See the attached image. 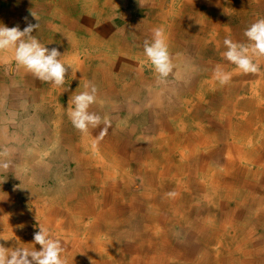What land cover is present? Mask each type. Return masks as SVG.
<instances>
[{
    "label": "bare ground",
    "instance_id": "1",
    "mask_svg": "<svg viewBox=\"0 0 264 264\" xmlns=\"http://www.w3.org/2000/svg\"><path fill=\"white\" fill-rule=\"evenodd\" d=\"M37 1L39 0H34V2ZM47 1V7L54 3L61 6L60 0ZM71 1L68 5L69 9H73V6H76L77 10V3H79V10L83 9L96 13V16L94 15L95 18H91L86 12V15L81 12L77 14L76 21L73 18L72 23H69L70 26H74L75 30L83 33V37L87 34L86 38L81 37L77 41H68V47H66L62 44V41H59L60 37L50 30L48 27L49 21L45 19L36 20L35 23L38 22L39 27L32 33L40 41L42 39V30H47L46 35L49 37H44L45 46L49 49L55 47L60 51L62 54L61 60L71 65L68 67V73L73 77L74 81L82 78L83 73H86V81L85 79H79L81 81L80 86L75 90L76 92L70 93V97L73 98L88 90L85 87L86 85H95L96 102L90 107L89 111L101 117L99 126L95 128L90 126L87 132H81L75 129L72 123H64L61 116L62 112L65 113L63 111L64 108L53 101V99H56L60 88L55 93H53L55 89H50L47 92L41 89L42 108L51 110L50 114L45 111L43 115L52 119L54 127L58 124V130L67 131L69 127H73L76 131L73 135L76 136L77 142H73L72 137L67 136V138L65 135L57 134L56 129L53 132V137L55 136V139H57V136L58 138L59 136L61 137V143L64 148L70 151L67 152L66 157L69 160L74 158L77 164L75 163L76 165L71 168V173H73L70 177L71 180H68L67 176L64 175L60 182L61 184L59 183L64 189V195L60 199L56 200L54 197L48 198V201L42 199L40 207L34 203L32 208L35 213L43 214V220L39 223L40 227L44 228L49 227L51 224H58L57 221H53L49 212L53 211L55 216L61 217L70 214L74 220H70L67 216L65 217L67 221L62 226L67 225L68 231L76 234L79 227L83 226L82 219L77 214L92 216L91 221L88 222L87 232L89 235L87 240H84L85 242L81 244L86 246L82 253L83 256L78 254L77 251L73 252L72 248L68 246L66 238H63V240L59 239L62 242L64 251L70 253L62 256L66 260V264H81L84 257H89L92 254L97 255L96 258L98 259L95 260L98 261H94L91 264H120L121 259H118L119 257H122L123 260L121 264H209L208 261L214 258L212 257L211 259L210 257L212 254H215L213 264H264V235L257 238L253 232L254 227L264 225V156L260 151L261 149L257 148V145H254L253 140L248 136L251 129L249 126L253 125V120L256 121V115L253 112L250 114V112L243 111L244 108L249 109L254 100L257 101L258 105L261 104L259 94L263 93L264 88H262L263 91L260 90L259 94L256 95L254 91L256 81H251V86H249L250 89L248 90L252 96L250 99L246 98L239 100V102L235 101L236 96H234L230 110L223 106H216L222 102L227 105L230 102V91H240L243 87L240 83L241 80H239L240 74L232 73L230 71L232 68L228 72L231 76L230 82L226 85H221L215 76L218 67L223 71H225L224 68L227 66L229 68L228 64L230 62L224 57L226 51L223 48L219 51L221 44H224V40L226 38L231 39L230 36L227 37L225 35L229 32V28L226 33L221 32V28L224 27H220L219 21H213V25H203V28L207 31V37H204L201 35L204 33V29H197L196 27L193 29L194 26L188 25L193 30L190 32L191 34H186L187 31L179 32L182 25L178 26L175 24L178 19L170 20L169 22L172 24L167 29V39H169L170 43H167V46L170 47L169 53L173 65L172 72H170L171 77L181 78L180 64L184 68L186 66L183 65L186 61L185 57L181 56V53L177 54L176 47H182L184 50L185 48L193 50L195 43L192 44V42H199L200 53L202 52V47L212 46L214 58H220L221 60L201 62V66L196 67L194 72L192 70L187 72V70L186 73L184 70L183 72L188 77L190 76V83H185V81L179 79L175 87L170 86L168 89L167 82L159 79V74L154 71L150 61L146 65L138 62L137 59L140 53L137 52V48L144 50L145 41L151 43L154 39L156 28L148 27L147 22L152 20L151 17L147 19L138 17V21L146 22L142 24L143 27L134 28V34L137 35L136 39H128L123 33L120 32L121 34H119L118 29L114 32L109 25L108 18L113 15L115 0H102L100 4L97 0ZM64 2L65 0L62 2V6ZM242 3L244 4V2ZM56 4L50 7L52 11H58L55 7ZM246 5L244 4V6ZM253 5L255 6V4ZM107 7L109 11H107ZM12 8L10 3L8 6L9 10L7 9L8 13H10ZM178 9H181V6ZM25 17L27 20H25ZM53 17L62 20L63 23H67L65 16L57 17L54 15ZM121 17L127 19L128 15L122 14ZM163 18L161 16L157 18L158 21L160 20L155 25L158 29H162L165 25L163 24L165 21L161 22L165 20ZM226 18L229 21L228 17L224 19ZM19 19L21 24L18 26L23 30V26L29 23L31 18L23 15ZM208 19L211 18L205 16L202 21L207 22L209 21ZM4 20L1 23L5 26H17L10 17H8L6 23ZM239 20L242 23L241 16ZM249 21L251 22V20ZM52 23V29L61 30V25ZM82 23L85 24L84 28ZM172 26H176V28H170ZM244 30L245 28L243 27L233 28V32H243ZM192 35L194 36L190 37ZM187 37L188 39L194 38L196 41L183 42L182 38ZM55 41H58L57 44ZM211 42L213 44H210ZM189 44L191 45L188 46ZM141 49L140 51H142ZM13 53L15 55V52ZM141 53V56L146 57L145 52ZM124 55H127V57L122 60ZM177 55L179 56L175 57ZM197 59H191L195 62L194 66L199 64ZM120 62L123 65L119 66ZM258 62L264 64L263 60ZM134 63H137V65ZM147 67L148 71L151 70V73L146 74ZM203 71L208 78L203 77L202 80L195 83V73ZM25 73H27L26 82L38 88L36 84L40 79L36 78L21 65L16 66L17 79L14 82L19 80L21 74ZM112 74H117V77L122 78L120 79L118 90L115 91L112 90L115 89L113 84L116 83L111 77ZM247 76H245V79ZM258 80L257 88L264 87V81L260 78ZM157 84H160L167 91L164 94L160 93V88V90L152 91L153 89H150L151 86ZM169 91L173 98L170 97ZM211 95L213 96L207 99L208 105L205 107V98ZM12 96L15 98L14 95ZM164 96L165 98L162 100ZM174 100H176V104L173 103ZM234 103L235 105L242 104V109L233 108ZM205 109H208L211 114H203L202 112ZM66 110L71 111L70 108ZM175 112L177 114H174ZM142 113H144L145 117L138 121L141 125L139 126L137 120ZM237 113L242 116L241 127L234 121ZM52 114L54 115L52 116ZM200 115L202 120L204 118L209 119V116H211L213 132L206 131L209 127L204 124L200 125L195 120ZM168 118L169 123L167 121ZM186 118H189L192 123H186L184 121ZM120 120H123L127 128H118ZM170 120L173 121V124L170 123ZM131 121H135L136 124L133 126L135 122L130 123ZM25 122L27 123L28 121L25 120ZM113 122L114 124H112ZM262 128L261 126L260 129ZM136 130L141 133H153L158 130L167 131L158 133L155 140H148L157 146L152 151H150V148L146 149L148 152H144L145 155H141V152L145 149L143 148L144 144L138 145V139H131L130 137V133H134ZM222 136L223 144L227 146L225 157H223V148L221 146L218 147L221 144ZM53 137L50 135L45 141ZM193 144L196 146H193ZM163 146H165L164 150H167L166 152H162L163 149L160 147ZM210 146V150L205 154L204 149ZM262 146L264 150V141ZM198 147L204 148V151L200 154L198 153V150H200ZM189 148H192V150ZM80 150L86 155L81 153L78 155L77 152H80ZM159 151L161 156L166 158L177 156L173 161L168 159L167 165H163L161 170L157 171L158 177H155L157 162L153 158H156ZM96 153L98 154L96 155ZM13 155L16 154L9 155L11 159L18 160L17 164H21V167L31 168L32 171L37 170V167H40L43 163L41 160H32L34 155L32 153ZM15 160H8L6 163L8 167L9 165H14ZM132 160H144L143 164H145L146 169H144L142 164L136 166L139 180L142 183L141 187L145 186V190H148L149 188L146 185L151 183V185L156 184L157 190L153 188L149 189V192L144 191L140 192V194L129 191V185L134 182L129 175L130 172H125L126 174L123 171L118 173L120 172L118 170L130 164ZM2 164L3 162L0 161V169L8 170V168H3ZM218 165L223 167V172H219ZM81 171L86 174L93 173L98 177L99 189L96 193L90 194L86 184L81 185L74 181L80 180L78 173ZM165 173L170 174V176L166 178L164 175H159ZM12 174L28 186V195H30L28 197L30 198V203L33 202L32 196L35 197L38 191L32 184L37 182L38 178H26L21 168H17ZM117 181L122 183L120 189L123 191L120 192L121 194L115 191ZM90 182L95 183V180ZM106 182L107 188L104 187ZM58 188L60 189V187ZM260 190L263 191L262 195L255 196L254 193ZM169 193H175V195H169ZM12 195L9 190L0 193V212L4 211L5 206L9 204V199L12 198ZM197 196H201L204 204H201L198 200H193L195 197L198 198ZM55 201L60 204L57 207L58 209L66 208V210L62 213L59 210H54V208L46 210L49 208V204H56ZM151 201L155 203L154 208L151 207L153 204ZM17 209V213L25 219V215L22 213L23 209L19 207ZM7 213L8 211L4 213L5 219L0 232L13 235L12 242L16 246L22 242L21 247L29 250L36 248V246L41 247L39 244H34L33 236H31L32 231L27 227L22 229L25 234L24 237L18 230V222L12 220ZM135 213L137 215L141 214L143 219H138L139 216ZM131 215L132 217L136 215L138 218L132 222L129 219ZM240 219L241 223L237 224V220ZM174 223H178V234L172 232V224ZM229 228H232V231H228L230 230ZM180 234L184 238H188L189 241L178 238ZM59 237L62 238L63 236ZM125 240H129L128 242L131 245L124 247ZM0 243L8 245L7 242L2 240H0ZM211 244H217V247L209 250L201 248ZM32 245L36 246L32 248ZM118 247L121 250L125 248L124 252H131V255L127 256L124 252L119 254L117 252ZM75 250L78 249L76 248ZM124 257H128V260L126 261ZM108 258L110 260H106Z\"/></svg>",
    "mask_w": 264,
    "mask_h": 264
},
{
    "label": "rangeland",
    "instance_id": "2",
    "mask_svg": "<svg viewBox=\"0 0 264 264\" xmlns=\"http://www.w3.org/2000/svg\"><path fill=\"white\" fill-rule=\"evenodd\" d=\"M63 1H61V0L59 1L61 6L59 4L54 3V4H56L55 7L58 11H55V10L52 11L51 10L52 8H50V7H52V5H54V4H51V5H49V7H47V5H48V4H46V3H48L47 0H39L37 2H34V0H0V23L4 19H5L4 21L6 23V21L8 20V17H10V18H12V20L15 24L20 25L21 22H19V20H20L19 18L22 17L23 15H26L29 18H31L30 19L31 22L30 21L29 22L34 24L36 22V19H35V17H33V15H32V13H33L35 16L38 17L37 19H45L46 21H49L48 27L50 28V30L54 31V34H57L60 37L59 41H62L63 42L62 44H64L66 47H68V44H67L68 41L69 42H71V40L77 41L78 38L83 37L82 36L83 33H81L78 30H75L73 25L72 26L69 25V23H72L71 21L73 20V18L76 21L77 14H79L81 12H83L84 14L86 12L87 15H90L91 18H95L96 13L85 11L83 9L79 10V5H80L79 3H77V10H76V6H73V9L71 7H70L71 9H69L68 8L69 2L71 3L72 1L71 0H65V2L63 3V6H62ZM97 1L100 4V1H102V0H97ZM183 1L184 0H167V10H168L167 11V29L172 24L169 22L170 20H173V19L177 20L178 19L175 24L178 26L182 25V27L179 29V32H181V31L182 32L192 31L188 27L194 26L193 24H194V22H196L195 16L197 14L202 15L200 13L201 11L197 12V10H188L187 4L183 3ZM80 2H81V0H80ZM122 2H123V0H121V1L115 0L116 4H115V7L113 8L114 9L113 15H111V17L108 18L109 25L114 32L116 31V29H118L119 34L123 33V35L125 37H127L128 39H136L137 38L136 34H135L136 36L134 35V33L131 35L132 29H133L132 27L133 26L134 27L136 26V28H138V26L143 27L142 24L145 23L146 21L145 22H141V21L139 22L138 20L135 21V19L130 20L129 18H127L128 20H126V19L122 18L121 17L122 14L128 15V14H126L127 12L124 11L125 7L122 5L124 2L123 3ZM248 2L250 5L254 4L256 2L255 6H254L255 10H253V12H251V13H248V12L245 13L243 11H238L235 13H221L219 16L216 14V16H218L216 18L214 17V14H211V16L214 17V18L212 17L211 19L214 21H219L220 27H224V28H221L222 29L221 32L226 33V30H228V28H229V32L226 33L225 35H227V37L230 36L231 40H233V42L246 44V45L250 44L247 37L244 35L247 28H249L254 22L258 21L259 19H264V0H255V1L254 0H248ZM10 3H11L13 8L10 11V13H8V10H9L8 6L10 5ZM21 4H22V6H21ZM169 4H171L172 6ZM181 4H183V5H181ZM17 6H18V8H17ZM180 6H181V9H178V8H180ZM170 7L175 8V10H177V11H175V12L171 11ZM34 8L38 9V10H35ZM107 11H109L108 7H107ZM134 13H137V12H134ZM54 15L57 17L58 16H61V17L65 16L67 18V23H63L62 20L55 19L54 17L52 18V16H54ZM149 15L150 14L147 15L145 13H142V14H140V17L142 19H144V18L147 19L148 17H151L152 20L147 21L148 27H155V23H158L159 21L153 18L154 14H151L150 16ZM170 15H171V17H170ZM234 15H235V17H234ZM240 16L242 18V23L239 20ZM247 16H249L248 19L246 18ZM225 17H228L229 21L227 20V18L224 19ZM251 18H253V19H251ZM249 20H251V22ZM52 22L61 25L60 26L61 30L57 29L59 32L57 30H54V28L52 29V27H51V25L53 24ZM161 22L163 23L164 21H161ZM207 23H208V21H207ZM210 24H213V22ZM7 25H8V23H7ZM25 25L27 26V24H25ZM25 25L23 26V28L26 27ZM82 26L84 28L85 24H83ZM186 26H187V28H186ZM48 27H47V29L49 30ZM242 27L245 28V30L243 32H233V28H242ZM123 28H124V32L126 31L125 33L122 32ZM170 28H176V26H172ZM46 31H47L46 29H43L42 33H41L42 39L39 42L42 45H45L44 37H49L46 35L47 34ZM44 32H46V33H44ZM79 33H80V35H79ZM186 34H191V33L187 32ZM212 34H213V32H212ZM74 35H75V38H74ZM201 35L204 37H207L206 36L207 31L204 29V35L203 34H201ZM87 36H88L87 34L84 35L85 38ZM182 41L183 42H192V41H196V40L194 38L188 39V37H187V38H182ZM57 42L58 41H55L56 44H57ZM167 43L168 44L170 43L169 39H167ZM193 43H195V47H193V50H190V49L188 50L186 48L184 50L182 47H178V48L176 47L175 48L176 52H178L177 54L181 53L180 55L185 57V59L187 61V62L185 61L183 63V65H186L185 68L182 67V64H180L181 69L179 71H181V73H180L181 78H176V76L171 77V73H169V75L165 78H162L159 76L160 77L159 79L161 81L163 80V81L167 82V88L168 89L170 86L175 87L176 83H178L179 79H182L183 81H185V83H190V76L188 77V75H186L183 72L184 70H185V72L187 70H188L187 72H190L191 70H192V72H194V71H196V70H194L196 67L201 66V62L205 63L206 61L215 62V61L221 60L220 58H218V59L214 58L215 56H213L212 49H211L212 46H207L205 48H203L201 46L202 52L200 53L199 48H198L200 43L199 42H192V44ZM210 44H213V43L211 42ZM190 45L191 44H189L188 46H190ZM85 48L87 49L86 45H85ZM213 48H214V46H213ZM222 48L225 51H227V48L224 44H221L219 51ZM137 49H138L137 52L138 53L140 52L138 54L139 57L137 58L138 62H141L143 64L148 65V61H149L148 58L141 56V54H142L141 52H144V50L141 48L140 49L142 51H140L139 48H137ZM169 49H170V47L168 46V50ZM5 52H6V54H5ZM13 52H14L13 49L7 50L4 52H0V161H2L3 164H6L8 160L9 161L15 160V159H11V157L9 155H12V154L26 155L28 153H32V154H34L32 160L33 159L41 160V161H43V163L40 167H37V170L32 171L31 168L28 169V167H26V166L21 167L22 166L21 164H17L18 160H15V163H13L14 165H9L8 170L4 171V170L0 169V183H1L0 184V193H2V191H5V190L8 191L9 190V191H11V193L14 196L16 195V197H17L16 198L12 195V198L9 199V204H7L5 206L4 211L0 212V231H2L1 228L3 226L4 219H5L4 213L8 211L7 215H9L12 220L18 222V225H17L18 230L25 237V234L22 232V229H24L26 227L29 228L32 231L31 236H33L34 232H36L38 230L40 223L43 220L42 219L43 214L35 213L33 208H32V205L35 203L38 207H40V204L42 203V199L48 201V198H51V197L56 198V200L60 199L64 195L63 194L64 189L61 187V185H59V183L61 182L64 175L67 176L68 180H71L70 177L72 176L71 174H73V173H71L72 172L71 168H73L77 164V162L75 161V159L73 157H72L73 158L72 160L71 159L69 160L66 157V155H67L66 149L61 148V146H63V144L60 145V143H59V138H60V142H61L60 136H59V138L57 136V139H54V140H53V138L50 139L49 140L50 142H48V144H44L42 142V141H45L46 137H49L50 135H52V137H53V135H54L53 132H55V129H56L57 134L60 133V135L72 137L73 142H77L78 140H77V138H75L76 136L73 135L76 132L73 129V127H69V129L67 131L63 132L62 130H58V127H57L58 124L54 127L52 119L49 116L43 115L45 111L48 114H50L51 110L50 109L48 110L46 108H42L43 102L41 101V95H42L41 89L44 92H47L50 89H52V90L55 89L53 92V93H55L60 88L59 89L60 91L58 92L56 99H53V101L57 105L64 108L63 111H65L66 114L61 111L62 112L61 116L63 117L64 123L65 122L72 123L71 119L68 115V113L70 111L66 110L68 108H70V110H72L74 108L73 100H72V97H70V93L76 92L75 90L78 89V87L80 86V82H81V81H79V79L84 80L87 75H85L86 73H83L84 77L81 76L82 78L76 79L74 81L73 77H71L70 74L67 72L66 77H65V83L61 86H57L53 83L44 82V81L39 80V82L36 84V85H38V88H37L34 85L29 84V82H26L27 73L21 74V76L19 77V80L14 82V80L17 79V77H16V66L18 64L15 61V58H14L15 55ZM178 56L179 55H177L175 57H178ZM125 57H127V55H124L122 57V60H125ZM134 58H136V57H134ZM195 58H198L197 60H198L199 64L197 66H194L195 62L193 60H191V59H195ZM212 59H214V60H212ZM255 59H256V62L259 63V65H260V72H258L256 74H251V75L242 73L232 63L228 64L229 68L227 66L225 68V71L228 73L229 69L232 68L230 70L232 73L238 74L241 72V74H240L241 77H239V80H241L244 85L239 92H237L236 90L230 91V93H231L230 102L227 105H225L222 102V103L217 104L216 106H219V107L223 106V107L230 110L232 107V100L234 99V96H236L237 101L243 100L246 98L250 99L252 96L248 90L250 89L249 86H251V84H250L251 81L252 82L256 81V84L254 85V91H255L256 95L259 94L258 92L260 90L263 91L262 88H264V87L257 88V82L259 81L258 80L259 76H261L260 78L262 79V81L264 80V64L261 62H258L259 60L264 61V57H257ZM140 60H142V61H140ZM84 64H86V63H84ZM134 64L137 65V63H134ZM120 65H123V64L121 63V64H119V66ZM126 65H128V64H126ZM145 72H146V74H148V73H151V70L148 71V67H147V70ZM204 73H205L204 71L199 72V73H195V83L199 80H202L203 77L208 78V76ZM245 76H247L248 80H247V78L245 79ZM111 77L116 82L115 84H113L115 89H112V90H114V91L118 90V88L120 86V82H121L120 79H122V78L118 76L119 77V79H118L117 74L116 75L112 74ZM85 81H86V79H85ZM117 84H119V85H117ZM150 89L151 90L153 89L152 91L160 90L161 94H164L167 91V89H164L163 87H161L160 84L152 85ZM168 93H169L170 97L173 98L171 92L169 91ZM12 95H14L15 98H13ZM28 95H29V97H28ZM185 95H189V94H185ZM212 96L213 95H211L209 97L206 96V98H205L206 103L204 104L205 107L208 105L207 99L211 98ZM219 97H220V95H219ZM259 97H260L261 104L258 105L257 101L254 100L251 108H249V109L244 108L243 111L250 112V114H251V112H253L256 115V121L253 120V122H254L253 125L249 126V128H251V129L249 130L248 136L251 137V139L254 142V145H257V148L261 149L260 151H261L262 155L264 156V150H263V146H262V142L264 141V91L262 94H259ZM33 98H35V99H33ZM164 98H165V96L163 97L162 100H164ZM254 98H255V96H254ZM97 100L100 102L99 99H97ZM95 102H96V98H95ZM95 102L91 106H93L95 104ZM67 103H68V105H67ZM173 103L176 104L177 103L176 100H174ZM38 105H40V106H38ZM241 106H242V104L239 103L237 106L238 109H242ZM233 108H234V106H233ZM210 109H211V105H210ZM37 110H38V112H37ZM207 111H208V113H207ZM202 113L203 114L205 113L208 115L211 114L208 109H205ZM174 114H177V112H175ZM53 115L54 114H52V116ZM144 117H145L144 113H142V115L138 117L137 123L139 126H141V125L138 121L143 119ZM210 117L211 116H209V119L204 118V120H202L201 115H200V116L196 117L195 120H197L198 123H200V125L204 124L207 127H209V129H207L206 131H212L213 125H212V120L210 119ZM25 120L28 122L26 123ZM168 120H169V118L167 119V121ZM184 121L188 124L192 123V121H190L189 118L184 119ZM234 121H236L237 125H240V127H241V123L243 121L242 116L239 113L235 114ZM134 122L135 121H131L130 123H134ZM118 123H120V124H118V128H127V126L124 125L123 120H120ZM168 123H169V121H168ZM170 123L173 124V121L170 120ZM225 123H227V122H225ZM112 124H114V122ZM135 124H136V122L133 124V126ZM254 126H256V127L254 128ZM261 126L263 127L262 129H260ZM163 131L165 133V131H167V130H158V131H154L153 133H146V132L141 133V132H139V130H136L134 133L133 132L130 133V137H131V139L132 138L138 139V141H139V142L137 141L138 145L144 144L143 148H145V149H143V152H141V155L142 154L145 155V153L148 152V150H146V149L150 148V151H152L154 149V147L157 146L155 143H152V141L150 143L148 140H155V137L158 135V133H161ZM219 136H221V135H219ZM218 141H217V143H218ZM220 143L221 144H219L218 147L221 146L223 148L222 149L223 157H225L226 152H227L226 151L227 146L225 144H223V136L221 138ZM184 145H186V144H184ZM165 146L160 147L163 149L162 152L167 151V150H164ZM193 146H196V145L193 144ZM209 148H211V146L207 147L206 149L198 147V149H200V150H198V153L200 154L201 152H203L205 150V154H206L207 151L210 150ZM189 149L192 150V148H189ZM82 152L83 151L80 150V152H77V154L78 155L80 153L82 155L85 154ZM186 154H187V152H186ZM16 155H13V156H16ZM176 156L177 155L166 158V157L161 156L160 151H159V154L156 155V158L155 157L153 158L154 161L157 162L155 177H158L157 171L161 170L163 165H167V160L170 159L173 161V160H175ZM214 157H216V155H214ZM143 163H144V160H137V161L132 160V162L130 164L125 165L123 168L118 170V171H120L118 173H121L122 171L124 173L130 172L129 175L133 178L134 182H132L129 185V191L132 193H135V194H140V192H144V191L149 192V189H153V188L154 189L156 188V190H157V187H155L156 184L151 185V183L146 185V187L149 188L148 190H145V186L141 187L142 183L139 180V177H138L139 173L137 172L138 170H137L136 166L142 164L144 169H146V166ZM17 168L23 169V172H24V175L26 176V178H30V179H32L33 177L38 178L37 182L32 184L33 187L36 189V191H38V194L35 197L32 196L33 202H31V203H30V198L28 197V196H30V195H28V186L23 184L19 180V178H16L12 174L13 172L16 171ZM217 168H218L219 172H223V167L221 165H218ZM159 175H164V176H166V178L168 176H170V174H167V173L159 174ZM78 178L80 180H74V181L78 184H81V185L86 184L87 188L89 189L90 194L96 193V191L99 189L98 188V183H99L98 177L95 174H93V173L86 174V173L81 171L78 173ZM91 180H95V183H91L90 182ZM112 186L115 187L114 185H112ZM121 186H122V183L117 181L116 188H115V191L117 193H120L121 191H123L120 189ZM58 187H60V189ZM104 187L107 188V182L105 183ZM262 192H263L262 190L257 191L254 193V195L260 196V195H262ZM58 193H59V195H58ZM197 197L198 198L195 197L193 200H198V202H200L201 204H204V201L201 198V196H197ZM151 203H153L151 205V207L154 208L155 203L152 201H151ZM58 205H60V204H57V202H56V204L55 203L49 204V208H47L46 210H48V209L50 210V209L54 208V210H59V211H61V213L66 210V208L58 209L57 208ZM18 207L20 209H23L22 213L25 215V219L22 218V216L19 213H17ZM62 207H64V205H62ZM135 214L137 215V213H135ZM49 215L53 218V221L58 222L57 225L51 224L49 227L46 228L49 232L50 238L62 239V240H63V238H66V242L68 243V246H70L72 248L73 252L77 251L78 254L83 256L82 253L84 252V249L86 248V246L81 245V244L83 242H85L84 240H87V236L89 235V233L87 232L88 222L91 221L92 216L91 215L77 214L82 219V225L83 226L79 227V230L76 234V233H70L68 231L69 229H68L67 225L62 226V224H64L67 221V218H65V217L68 216L70 220H74V218H72V216L70 214H67V216L61 217V216H55V214L52 211V212H49ZM132 215H131V218H129V219H131L133 222V220L137 219L138 217H136V215L132 217ZM137 216H139L138 219H143L141 214H138ZM242 219H244V218H242ZM238 223H241V219L237 220V224ZM177 229H178V223L172 224V232H174L175 234L176 233L178 234ZM229 229L230 230H228V231H232L231 230L232 228H229ZM253 230H254L253 232L257 238H260L262 235H264V225H262L260 227H254ZM0 235H2L0 237L8 239V241H7L8 245H5V247H8V250L10 252L16 248H22L21 247L22 242L20 244H17V246L14 244V242H12L13 235L5 233V232H0ZM59 236H63V237L61 238ZM178 236H177L178 238H183L184 240L189 241L188 238H184L181 234ZM2 238L0 240L3 241ZM88 241H90V240L88 239ZM128 241L127 240L124 241V247L131 245ZM73 243H75V244H73ZM35 246L36 245H32V248ZM216 247H217V244H211V245L203 246L201 248L209 250L211 248L214 249ZM39 248H40L39 246H36L37 250H39ZM76 248L78 250H75ZM124 251H125V248H123L122 250L119 247L117 248V252L119 254L123 253ZM129 253H125V254H127V256L131 255V252H129ZM67 254H70V253L63 251L62 256L63 255L66 256ZM96 256L97 255L92 254L89 257H84L83 263H81V264H91L94 261H98V260H95V259H98V258H96ZM210 257H211V259H212V257H214V258L208 262H209V264H213V262L215 260V254H212ZM124 258H126V261L128 260L127 259L128 257H124ZM118 259H121L120 264L123 263L122 257H119ZM106 260H110V259L108 258ZM109 264H111V263H109ZM112 264H114V263H112Z\"/></svg>",
    "mask_w": 264,
    "mask_h": 264
},
{
    "label": "clouds",
    "instance_id": "3",
    "mask_svg": "<svg viewBox=\"0 0 264 264\" xmlns=\"http://www.w3.org/2000/svg\"><path fill=\"white\" fill-rule=\"evenodd\" d=\"M138 3L141 7L145 6V0H138ZM32 15L38 21L33 13ZM38 27V22L27 23L23 30H20L18 25L8 27L0 24V52L14 49V58L18 65L23 66L41 81L61 86L65 83L66 73L71 65L61 60L62 54L57 48L49 49L32 35ZM244 35L250 42L249 45L236 43L227 38L224 40L227 48L224 57L242 73L256 74L260 72V65L255 58L264 57V19L253 23ZM144 52L160 77L165 78L172 72L173 65L162 29L155 30L151 43L145 41ZM215 76L221 85L228 84L231 79L230 74L219 67ZM85 87L88 90L72 98L74 108L68 113L73 126L81 132H87L90 126L95 128L101 123V117L89 111L95 102L96 87L91 84ZM2 167L7 169L8 164H3ZM2 239L4 242L8 241ZM33 241L34 244L41 246L39 250L16 248L9 252L5 243H0V264H66V260L62 258L64 251L62 242L50 238L46 228L39 226V230L34 232Z\"/></svg>",
    "mask_w": 264,
    "mask_h": 264
},
{
    "label": "crops",
    "instance_id": "4",
    "mask_svg": "<svg viewBox=\"0 0 264 264\" xmlns=\"http://www.w3.org/2000/svg\"><path fill=\"white\" fill-rule=\"evenodd\" d=\"M121 1V0H120ZM155 3H154V2ZM255 1V0H254ZM124 2V3H123ZM123 6L125 7V9H124V11H126L127 13L126 14H128V17L127 18H129L130 20H132V19H135V21L136 20H138V17H140V14H142V13H145V14H147L148 15V13L149 14H154V19H157L159 16H161L163 19H165V20H163V21H165L163 24H165L164 26H163V33H164V37H165V40L167 39V0H145V6L144 7H141L140 5H139V3H138V0H123ZM192 2V3H191ZM212 2V3H211ZM237 2H239V3H237ZM242 2H244V4L246 5V4H248V5H246V6H244V4L242 3ZM183 3H185V4H187V6H188V10H197V12H200L201 11V14L202 15H196L195 16V19H196V22H194V28L193 29H195V27L197 28V29H204L203 28V25H213V24H210L211 22H213L214 20H212V19H209L210 21H208V23L207 22H203L202 21V19L205 17V16H208V17H210V18H212L213 16H211V14H214V17H218L221 13H235V12H238V11H243V12H245V13H251V12H253V10H255L254 9V5L253 4H249V2H248V0H207V2H206V0H184L183 1ZM225 3V4H224ZM235 3H236V5H235ZM256 3V2H255ZM254 3V4H255ZM150 4V5H149ZM210 4V5H209ZM216 4V5H215ZM218 4V5H217ZM169 5H171V4H169ZM233 5V6H232ZM234 5H235V8H234ZM172 6V5H171ZM243 6V7H242ZM148 7V8H147ZM171 9V11L174 9L173 7H170ZM191 8V9H190ZM210 8V9H209ZM158 9V10H157ZM144 10V12H142ZM175 10V9H174ZM173 10V11H174ZM153 11H154V13H153ZM166 11V12H165ZM175 11H177V10H175ZM174 11V12H175ZM179 11V10H178ZM134 12H137V13H134ZM160 13V14H159ZM164 13V14H163ZM132 14V15H131ZM135 14V15H134ZM204 14V15H203ZM216 14L218 15V16H216ZM129 15H131V17H129ZM135 16H137V17H135ZM158 16V17H157ZM213 17V18H214ZM201 18V19H200ZM247 19L249 18V16H247L246 17ZM199 19V20H198ZM126 20H128V19H126ZM158 20V19H157ZM201 20V21H200ZM246 20V19H245ZM160 21V20H159ZM140 22V21H139ZM201 23V24H200ZM204 23V24H203ZM206 23V24H205ZM155 25H156V23H155ZM161 25V24H160ZM159 25V26H160ZM141 26H138V28H140ZM133 29H132V32H131V34H133V33H135L134 32V28H136V26L134 27H132ZM154 28H156V29H158L157 27H154ZM160 28V27H159ZM189 28V27H188ZM189 29H191V28H189ZM193 29H191V30H193ZM122 32H124V28H123V31ZM126 32V31H125ZM124 32V33H125ZM182 32V31H181ZM187 32H192V31H187ZM193 34V33H192ZM203 35H204V33H202ZM135 35V34H134ZM194 35H192V36H190V37H193ZM166 43H167V40H166ZM259 61H262V60H259ZM225 69V68H224ZM238 74H241V72L240 73H238ZM261 76H259V78H260ZM261 79V78H260ZM262 80V79H261ZM264 81V80H263ZM241 84H242V86L244 85L243 83H242V81L240 82ZM167 85V84H166ZM244 90V89H243ZM237 92H239V91H237ZM235 101H237V99L235 98ZM233 106L234 107H236V108H238L237 106H238V104L237 105H235V103L233 104ZM251 108V107H250ZM63 132H64V130H62ZM67 137V136H66ZM47 139L49 138V137H46ZM68 138V137H67ZM55 139V136L53 137V140ZM46 140V139H45ZM52 140V141H53ZM44 144H48V142H50L49 140H47V141H42ZM59 143H60V145L62 144L61 142H60V138H59ZM61 148H64V146H61ZM64 149H66V148H64ZM69 150H67L66 149V152H68ZM70 152V151H69ZM98 153H96V155H97Z\"/></svg>",
    "mask_w": 264,
    "mask_h": 264
}]
</instances>
